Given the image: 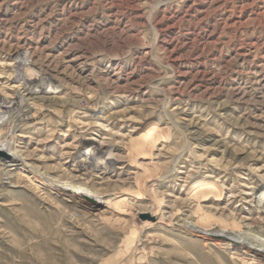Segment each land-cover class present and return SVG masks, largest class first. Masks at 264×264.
<instances>
[{"label": "rangeland", "instance_id": "obj_1", "mask_svg": "<svg viewBox=\"0 0 264 264\" xmlns=\"http://www.w3.org/2000/svg\"><path fill=\"white\" fill-rule=\"evenodd\" d=\"M19 61L52 88L27 89ZM19 95L40 112L17 134L26 164L128 215L0 168V264H234L183 225L204 180L227 200L207 206L261 212L264 0H0V100Z\"/></svg>", "mask_w": 264, "mask_h": 264}, {"label": "bare ground", "instance_id": "obj_2", "mask_svg": "<svg viewBox=\"0 0 264 264\" xmlns=\"http://www.w3.org/2000/svg\"><path fill=\"white\" fill-rule=\"evenodd\" d=\"M19 62L20 64L17 72L20 81L23 82L27 89H33L34 87L44 88V86L47 85L52 88L49 78H44L42 76L39 78L38 72L26 68L28 74L31 72V75L28 76L25 73L26 63H24V61ZM0 112L3 113V115H8V120L5 123H0V168L9 170L12 173L16 172L15 175L19 180H27V182L35 186L38 190H50L54 192L55 195H63L79 205H88L84 202V200L87 199L94 207L100 205L109 208L114 207L118 214H127L126 207L129 205L128 199L121 198L114 201L111 196L110 198H106L104 194L105 197L97 192H95L97 194H94V192L88 189V182L76 179L74 176L59 177V180H65L67 182L69 188L57 186L47 178L46 174L38 171L32 164H29V166L26 164L35 160V158L30 154L24 155L20 153L17 146L19 141V136L17 134L23 129L21 128L22 123L29 119H37L40 112L32 110L30 106H27L23 97L19 95L14 100H8L6 98L1 99ZM147 149L148 147L145 148V151H147ZM88 153L90 157L85 159L86 163H95L94 156L96 154H101L102 151L98 148H94ZM138 154H140L138 156L139 158L142 157L141 152H138ZM204 181L206 183L197 188L192 194L193 196L190 197L194 199L195 203L193 204L195 205H193L194 207L192 208L190 217L184 223L183 227L189 232L199 235L206 242L213 243L223 248L227 253L235 251L237 256L233 257L234 264H239L241 262L245 264H264V196L261 195L257 200L258 204L255 208L251 207L248 210L251 213L256 211V209H261V212H257L259 215L257 218L250 216L248 212L246 215L242 210L232 207L233 203L221 206L220 208L207 206L210 205V201L225 200V195L222 189H217L218 183H214V181L210 183V180ZM211 194L216 195V197H210L209 195ZM81 198L84 200L81 201ZM223 203L224 202H218L217 204L221 205ZM157 206L158 214L155 212L151 214V216L163 220L164 214L161 210V201ZM226 252L224 253L225 259L228 258ZM226 262H229V260H224L221 264H227Z\"/></svg>", "mask_w": 264, "mask_h": 264}]
</instances>
